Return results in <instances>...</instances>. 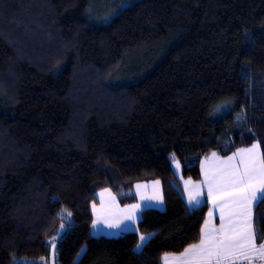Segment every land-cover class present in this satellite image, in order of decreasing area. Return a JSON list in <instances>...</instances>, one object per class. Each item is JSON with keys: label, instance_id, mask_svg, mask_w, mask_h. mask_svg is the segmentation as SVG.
I'll return each instance as SVG.
<instances>
[{"label": "trees", "instance_id": "obj_1", "mask_svg": "<svg viewBox=\"0 0 264 264\" xmlns=\"http://www.w3.org/2000/svg\"><path fill=\"white\" fill-rule=\"evenodd\" d=\"M253 141L264 154V0H0V264H51L53 240L54 264H162L208 213L182 180ZM157 180L164 211L92 235L102 189L126 205ZM262 217L264 199L257 243Z\"/></svg>", "mask_w": 264, "mask_h": 264}, {"label": "snow or ice", "instance_id": "obj_2", "mask_svg": "<svg viewBox=\"0 0 264 264\" xmlns=\"http://www.w3.org/2000/svg\"><path fill=\"white\" fill-rule=\"evenodd\" d=\"M223 106L226 105H218L217 110ZM237 119H243V116L237 114ZM171 159L179 170L180 162L174 153L171 154ZM207 159V167L205 161H201L202 181L193 182L191 178L184 181L185 194L189 204L193 206L201 203L202 189L207 188L209 208L204 222L200 225L199 240L187 244L179 253H164V264L264 262V240L257 243L258 232L254 225V204L264 199V155L260 152L259 143L253 141L251 145L236 148L224 157L212 151ZM154 183L158 185L159 181ZM136 188L137 195L141 196L140 184H137ZM101 192L108 193V199L105 201L102 195L101 205H92L94 225L97 218L116 225H119L121 220L137 219V210L142 207L139 201L120 208L109 189H102ZM152 199H161L158 189L154 191ZM216 210L220 219L218 225L212 222ZM63 227L62 224L61 228ZM149 235L151 234L139 233L137 247H140ZM52 242L55 243L54 240Z\"/></svg>", "mask_w": 264, "mask_h": 264}, {"label": "crops", "instance_id": "obj_3", "mask_svg": "<svg viewBox=\"0 0 264 264\" xmlns=\"http://www.w3.org/2000/svg\"><path fill=\"white\" fill-rule=\"evenodd\" d=\"M259 146H260L261 154L264 155L263 154V150H262V146H261L260 143H259ZM208 157L209 156H207V157H205L203 159L205 161V167H207L208 164H209V160L207 159ZM200 171H201V164H200ZM201 175H202V172H201ZM185 180H188V179H185ZM185 180H182L181 187L183 189L184 196H185V199H186L189 207L194 209V208H198V207H200V206H202L204 204H207L208 208H209V204H208V201H207V188L206 187H204L202 189L201 203L199 205H197V206H193V205L189 204L188 198H187V196L185 194V191H184V181ZM202 180H203V175H202V178H201L200 181H202ZM154 182L155 181L140 182V183H136L134 185V192H135V195H136V201L135 202L139 201V203L142 205V207L137 210L138 211V217H137L136 220L128 221V220L125 219V220H121L119 225H116V224L105 223V221L102 218H97L96 224L95 225L92 224V229H91L92 235L93 236H101L102 235V236H107V237H118V236H121V235H123V234H125L127 232L136 231L137 225H138L139 221L141 220L142 212L144 210H146V209H157V210H160V211H164L166 209V204H165V201H164L162 183L159 181V184L157 185ZM137 184H140V186H141L140 193H141V196L143 197V199H141V196L137 195V188H136ZM156 189H158L159 194L161 196V199H158V200L157 199H152V195H153V193H154V191ZM110 192H111V194L114 195V193L112 191H110ZM102 195H103L105 201H107V199H108V193H102L100 191L98 193L99 203L96 204L97 207H99L101 205V203H102V199H101ZM261 200H259V202ZM115 202H116L117 205L120 206V208H123L124 205L120 204V202L118 201L116 196H115ZM130 204H132V203H130ZM257 205L258 204H254V212H255V209H256ZM212 222L214 224H216V225H218L220 223L218 210L214 211L213 216H212ZM51 264H54V263H51ZM162 264H164V257L162 259ZM258 264H264V262H258Z\"/></svg>", "mask_w": 264, "mask_h": 264}, {"label": "rangeland", "instance_id": "obj_4", "mask_svg": "<svg viewBox=\"0 0 264 264\" xmlns=\"http://www.w3.org/2000/svg\"><path fill=\"white\" fill-rule=\"evenodd\" d=\"M91 75V77H92V79L94 80V75L91 73L90 74ZM95 81V80H94ZM97 89V90H96ZM100 89L101 88H95V89H93V88H90L88 91H91V93H92V95H90L91 97H94V98H96V97H98V96H100L101 97V94L103 93L104 94V92L103 91H100ZM98 91H100V92H98ZM172 166H173V168H174V170H175V172H176V174L179 176V177H181V166H180V168H179V170H177L176 169V167H175V165L172 163ZM191 181H193V180H191ZM149 238H150V235L148 236V238L141 244V246L140 247H137L136 248V251H138V252H140L141 250H142V248L145 246V244L147 243V241L149 240ZM57 243L55 242L53 245H52V249H51V263H54L55 261H56V258H57ZM45 259H43V260H41L42 262H44L45 263V261H44ZM38 264H41V262H38Z\"/></svg>", "mask_w": 264, "mask_h": 264}]
</instances>
